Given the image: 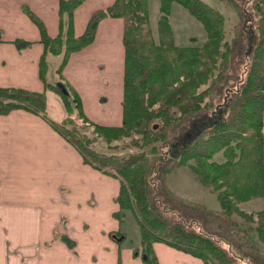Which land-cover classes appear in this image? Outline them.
I'll return each mask as SVG.
<instances>
[{
  "label": "trees",
  "instance_id": "trees-1",
  "mask_svg": "<svg viewBox=\"0 0 264 264\" xmlns=\"http://www.w3.org/2000/svg\"><path fill=\"white\" fill-rule=\"evenodd\" d=\"M85 1L60 0L61 34L55 39L27 11L45 45L41 78L46 80V54H64L58 69L62 78L69 56L93 42L99 22L122 18L123 122L117 127L94 124L71 86L60 83H45V89L60 95L67 117L62 123L48 121L86 164L119 180L115 216L124 223L127 213L133 215L145 248L134 255L147 254V263L157 264L150 254L153 243L159 242L204 264H264V209L246 213L239 207L264 198V0H247L251 11L243 9L242 0H221L232 3L242 20L231 41L226 40L224 17L215 8L201 0H160L159 42L153 36L148 0H116L96 11L84 35L75 37L74 12ZM173 3L202 23V45L196 37L192 44H176L170 23ZM15 109L47 118L46 92L0 88V115ZM88 129L92 136L83 133ZM99 138L108 146L131 138L128 146L141 151L108 155L93 148ZM218 152L226 159L222 163L213 161ZM181 167L216 194L220 211L190 202L169 188L168 176ZM236 214L251 227L235 221Z\"/></svg>",
  "mask_w": 264,
  "mask_h": 264
},
{
  "label": "crops",
  "instance_id": "crops-1",
  "mask_svg": "<svg viewBox=\"0 0 264 264\" xmlns=\"http://www.w3.org/2000/svg\"><path fill=\"white\" fill-rule=\"evenodd\" d=\"M115 1L86 0L74 12V36L84 35L93 14ZM59 8L60 0H0V88L47 97V118L26 109L0 115V264H148L147 254L134 255L142 236L127 245L124 223L115 216L119 180L86 164L48 121L62 123L67 117L60 95L45 89V83H60L71 86L94 124L122 125L125 22L102 19L93 42L69 56L62 78L64 54H46L45 82L40 74L45 45L27 11L55 39L61 34ZM51 95L60 99L62 110ZM257 200L263 206H256ZM247 203H254L255 212L264 209V198ZM150 256L157 264H204L159 242Z\"/></svg>",
  "mask_w": 264,
  "mask_h": 264
},
{
  "label": "rangeland",
  "instance_id": "rangeland-1",
  "mask_svg": "<svg viewBox=\"0 0 264 264\" xmlns=\"http://www.w3.org/2000/svg\"><path fill=\"white\" fill-rule=\"evenodd\" d=\"M149 1V8H150V22L151 28L153 32V36L156 42H159V34H158V21L160 17V0H148ZM211 8H215L218 10L224 17V29H225V36L227 41H231L234 37V33L239 30L238 28L242 24V20L239 16V10L230 2L221 1V0H201ZM251 3L247 0H242V7L244 10L248 9V6ZM253 12V11H252ZM170 23L173 29V33L175 36V42L177 45L186 46L191 43V38L196 37L198 39L197 45H202L206 39V32L205 29L193 15H191L190 11L178 4L173 3L170 15ZM236 70H232V74H236ZM52 103L56 104L57 108L61 109V104L58 102L60 99L54 95L52 98ZM62 110V109H61ZM74 119H76V112L73 114ZM92 122V121H91ZM80 123V122H79ZM194 123H201V120ZM102 126V125H101ZM92 129H88L86 132L88 135L92 136ZM131 138L120 140L113 142L110 146L106 144V142L99 138L97 142L93 145V148L96 150L103 152L108 155H128L132 153L140 152L141 150L136 147H130L128 144L130 143ZM213 161L222 163L226 159L222 152H218L214 155ZM168 185L170 188L180 194L182 197L192 201L195 204H201L206 206L211 211H220L221 206L216 197V194L208 187L200 184L195 176L189 171L186 167H181L175 169L169 176H168ZM256 206H263L261 200H257ZM254 203H245L242 204L240 207L246 213L253 212L257 210L252 205ZM258 206V207H259ZM260 210V209H259ZM234 220L237 221L239 224L244 225V227H251L252 224H247L248 222H244V219L239 215L233 216ZM124 230L126 232V241L128 242L127 245H130L133 241L137 244V238L141 235L140 227L138 226L136 220L134 219L133 215L130 213L126 214V218L124 220ZM145 249V248H144ZM144 249L141 247L140 251L143 252ZM146 251V250H145Z\"/></svg>",
  "mask_w": 264,
  "mask_h": 264
},
{
  "label": "water",
  "instance_id": "water-1",
  "mask_svg": "<svg viewBox=\"0 0 264 264\" xmlns=\"http://www.w3.org/2000/svg\"><path fill=\"white\" fill-rule=\"evenodd\" d=\"M63 89H65L63 86H61ZM192 136V133H188L187 134V137H191Z\"/></svg>",
  "mask_w": 264,
  "mask_h": 264
}]
</instances>
